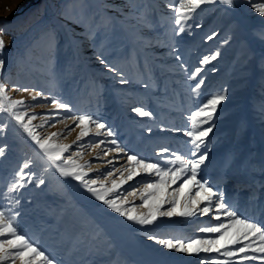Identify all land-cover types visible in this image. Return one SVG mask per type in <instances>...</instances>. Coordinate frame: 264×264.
I'll list each match as a JSON object with an SVG mask.
<instances>
[{
    "label": "rangeland",
    "instance_id": "1",
    "mask_svg": "<svg viewBox=\"0 0 264 264\" xmlns=\"http://www.w3.org/2000/svg\"><path fill=\"white\" fill-rule=\"evenodd\" d=\"M171 3L173 0H0L3 80L9 86L43 90L45 95L61 99L72 106L70 115L92 114L115 131L129 154L150 162L158 159L162 146L187 152L190 138L183 132L191 129V113L212 95H225L217 106L213 132L206 138L208 167L202 165L199 175L218 185L225 201L241 217L264 221V39L257 35L264 30V16L248 0H235L231 8L209 3L185 22L186 29L191 26V35L186 31L176 36L174 13L168 7ZM213 32L218 35L206 40ZM100 55L129 82L120 84L119 77L100 63ZM210 55L216 59L200 64ZM196 67L203 69L198 78L205 83L194 92L196 81L188 77ZM8 95L28 105L13 110L26 113L24 123L37 114L31 125L42 138L64 133L66 125L73 124L68 119L48 126L52 121L45 123L42 117L54 111V106L34 101L35 91H9ZM133 107H143L152 115L141 117ZM0 124L7 125L0 132L4 149L0 203L12 209L10 214L19 212L18 230L58 264H201L204 258L217 256L179 253L148 239L149 235L185 240L214 235L198 231L217 223L208 215L161 218L152 226L130 222L97 200L81 182L61 176L8 113H0ZM79 133L77 128L50 142L73 146L64 159L71 154L76 164L89 163L90 167L78 169L88 173L85 179H96V187L101 183L111 187L112 179L119 182L128 175L124 171V176H107L112 169L109 160L116 167H130L126 156L115 151L104 155V148L115 147L111 144L79 148ZM88 133L84 141L111 139L92 124ZM26 161H31L30 170L36 174L32 180L39 177L46 183L39 187L28 183L18 193H8L15 173ZM146 179L142 173L122 187L142 190ZM115 195L110 193L107 198ZM128 201L126 208L134 202L137 213L146 211L138 207L139 194ZM235 264L261 262L236 260Z\"/></svg>",
    "mask_w": 264,
    "mask_h": 264
},
{
    "label": "snow or ice",
    "instance_id": "2",
    "mask_svg": "<svg viewBox=\"0 0 264 264\" xmlns=\"http://www.w3.org/2000/svg\"><path fill=\"white\" fill-rule=\"evenodd\" d=\"M234 2L235 0H173V3L169 4L168 7L174 13V35L179 36L186 31L191 35V26L186 29L185 22L194 19L193 13L197 9H201V6L211 3L227 5L231 8L234 6ZM248 3L255 12L259 13L260 16H264V2L248 0ZM224 10L227 11V9ZM195 27H200V25L197 24ZM2 33L3 30H0V54L3 53L5 48ZM217 35L213 32L206 37V40H213ZM257 35L264 39V30L257 33ZM176 58L177 60L181 59L178 55ZM98 59L107 71L119 77L120 84L129 82L102 55L98 56ZM215 59L216 55H210L202 59L200 64L206 65ZM4 71L5 61L0 58V113H8L15 123L23 128L38 145L43 156L59 170L61 176L71 177L81 182L89 193H92L97 200L102 201L109 209L118 213L121 217H125L128 221L142 226L155 225L161 218H190L197 215H208L210 219L217 221L214 225L203 226L198 229L200 233L214 234L206 237L185 240L175 237L165 239L149 235L148 239L155 241L163 249L197 256L200 253L217 254L215 258H204L201 264H235L236 260L240 262L260 261L261 264H264V221L249 216L241 217L238 211L225 201L219 186L210 183L204 176L199 175L202 165L204 168L208 167L206 161L209 160V149L206 138H209V134L213 132L217 106L225 100V95H212L198 110L191 113V129L183 132L184 136L190 138L186 142L190 145L187 152H178L170 147L162 146L160 152L157 153L158 159L155 162H150L137 154H129L116 138L115 131L106 123L94 118L92 114L70 115L72 112L71 105L59 98L45 95L43 90H30L28 87H22L18 84L9 86L3 80ZM202 71L201 67H196L188 77L190 80L196 81L195 87L192 89L194 92L205 83L202 78H198ZM9 91L24 93L35 91V95L32 96L34 101L53 105L54 111L45 113V116L42 117V119H45V123L48 120L52 121L48 126L54 127L56 123L68 119H72L73 124L66 125L64 133L53 132L44 138L34 134L33 127L35 126H32L31 122L37 119V114H31L28 117V122L24 123L26 113L13 110L18 106L28 107V105L23 99H11L8 95ZM60 110H64V113H69V115L63 114ZM132 111L141 117L152 115L151 112L145 111L143 107H133ZM90 124L95 125L98 130H103L111 139L84 141L83 138L89 135L88 126ZM201 125H207V127H201ZM43 126V124L40 125V127ZM6 128L7 125L0 124V132H3ZM77 128L80 129L76 141L79 148L91 147L93 144L96 147L111 144L115 147L104 148V155H108L110 151H115L126 156V162L130 167L124 168L123 165L116 167L115 162L109 160L107 163L112 165V169L107 173V176H113L115 173L124 176V171H127L128 175L123 179H119V182L117 179H112L111 187H107L103 183L96 187V179H85L88 173L78 171V169L90 167L89 163L76 164L71 159V154L67 159H64V154L70 152L73 146L50 142L54 137L75 131ZM164 130L161 129V131ZM147 131L151 133L152 129L149 128ZM174 131L180 130L174 129ZM100 134L102 133H97V135ZM3 154L4 149L0 147V156H3ZM30 164L31 161H26L17 170L13 182L8 186V193H18L19 189L26 187L28 183H32L36 187L46 183L43 178L39 177L32 180V177L36 174L30 170ZM142 173L147 177L143 182L142 190L135 186H130V189H123L124 184L133 181L135 177L141 176ZM169 189H171V192H169ZM110 193H116L115 197L108 199ZM138 194L141 201L138 207L146 209V211L140 213H137V206L134 202H132L133 206L131 208L125 207L130 203L128 197L135 198ZM3 195V193H0V196ZM15 203L19 205V199H15ZM11 212V208H5L0 203V264H16L17 261H19V264H38V262L39 264H58V261L47 255L35 240L18 230L17 217L19 212L10 214ZM222 217L225 219H222ZM221 257L230 259L225 260Z\"/></svg>",
    "mask_w": 264,
    "mask_h": 264
},
{
    "label": "bare ground",
    "instance_id": "3",
    "mask_svg": "<svg viewBox=\"0 0 264 264\" xmlns=\"http://www.w3.org/2000/svg\"><path fill=\"white\" fill-rule=\"evenodd\" d=\"M258 151H259V149H258ZM251 186H254V188H255V185L254 184H252ZM251 191H253V189H249L248 192H251Z\"/></svg>",
    "mask_w": 264,
    "mask_h": 264
}]
</instances>
